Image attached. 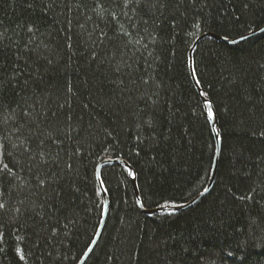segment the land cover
Wrapping results in <instances>:
<instances>
[{
    "label": "trees",
    "instance_id": "obj_1",
    "mask_svg": "<svg viewBox=\"0 0 264 264\" xmlns=\"http://www.w3.org/2000/svg\"><path fill=\"white\" fill-rule=\"evenodd\" d=\"M263 26L264 0H0V264H79L106 160L83 264H264V31L196 44L205 102L189 66ZM214 118L210 191L143 213L133 177L144 209L205 190Z\"/></svg>",
    "mask_w": 264,
    "mask_h": 264
},
{
    "label": "water",
    "instance_id": "obj_2",
    "mask_svg": "<svg viewBox=\"0 0 264 264\" xmlns=\"http://www.w3.org/2000/svg\"><path fill=\"white\" fill-rule=\"evenodd\" d=\"M264 31V26L257 29V30H254L248 34H245L243 36H240V37H237V38H233V39H227V38H224V37H221V36H218V35H215V34H212V33H206V34H203L201 35L196 41L195 43L193 44L190 52H189V55H190V62H189V66H190V74H191V77H192V81L194 83V86L196 87V90L199 94V96L201 97L202 101L205 102V99L202 97V94H201V90H200V87L196 81V78H195V75H194V71H193V67H192V59H191V54H192V51L194 49V47L196 46V44L203 38L205 37H208V36H212L214 37L215 39L219 40V41H222V42H225L229 45H235V44H238L240 42H243L245 41L246 39L252 37V36H255L257 34H260ZM211 126H212V129H213V135H214V139H215V145H216V151H215V157H214V161H213V166H212V171H211V176H210V179H209V183L207 185V189L208 191L205 192L203 191L202 193H200L198 196H196L194 199H192L191 201L183 204V205H180V206H175V207H161V208H156V209H144L141 207V204H140V199H139V193H138V188H137V185H136V180L135 178L133 177L132 178V186H133V190H134V194H135V197L137 199V202L139 204V207L141 209V211L143 213H146V214H153V213H156V212H159V211H167V210H185L187 208H189L190 206H192L193 204H195L201 197H203L204 195H206L210 189L212 188V185L214 183V180H215V177H216V173H217V166H218V160H219V153H220V148H221V137H220V134H219V128H218V123H217V119L214 118L213 120H211ZM121 162H123V160H119ZM112 162V160H106L104 162H102L99 167H98V170H97V179H98V184H99V188L101 190V193H102V196H103V199H104V213H103V217H102V220H101V224H100V227L98 229V232H97V235L94 239V241L92 242L91 244V249H93L101 235V232L103 230V227H104V224H105V220H106V217H107V210H108V198H107V195H106V192L102 186V183H101V180H100V169L103 165L107 164V163H110ZM125 163V162H124ZM126 164V163H125ZM126 166H128L126 164ZM92 251V250H91ZM88 252V251H87ZM91 252H88V255L85 256L82 258V260L80 261L79 264H83L86 259L88 258L89 254Z\"/></svg>",
    "mask_w": 264,
    "mask_h": 264
},
{
    "label": "snow or ice",
    "instance_id": "obj_3",
    "mask_svg": "<svg viewBox=\"0 0 264 264\" xmlns=\"http://www.w3.org/2000/svg\"><path fill=\"white\" fill-rule=\"evenodd\" d=\"M207 112H208V116H209L210 118L213 117V111H212V108H211V105H210V104L207 106ZM69 167H70V165H69ZM5 168H7V165H5ZM204 191L207 192L208 189L205 188ZM0 207H3V205H0ZM91 250H92V249H91V247L89 246V247H88V252H91ZM20 251H21L20 249H17V252H20ZM88 252H85L84 255L87 256V255H88ZM20 258H21V259H24L23 255H21Z\"/></svg>",
    "mask_w": 264,
    "mask_h": 264
}]
</instances>
